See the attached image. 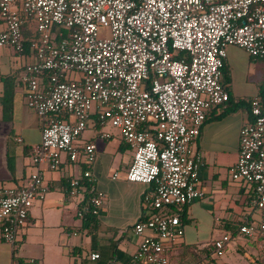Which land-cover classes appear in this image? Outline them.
I'll return each mask as SVG.
<instances>
[{
	"label": "built area",
	"instance_id": "1",
	"mask_svg": "<svg viewBox=\"0 0 264 264\" xmlns=\"http://www.w3.org/2000/svg\"><path fill=\"white\" fill-rule=\"evenodd\" d=\"M28 23L38 38L24 43ZM0 24V48L18 56L28 50L35 60L19 80L27 108L44 122L32 147L36 168L19 188L0 190L1 241L14 245L28 210L49 190L37 166L53 171L60 155L83 166L67 181V196L81 197L83 180L91 182L75 217L98 215L104 194L90 174L95 144L78 142L93 117L99 140L110 139L102 131L109 125L132 151L125 180L153 186L140 199L143 213L130 227L138 243L124 264H173L166 249L183 230L178 214L163 210L203 197L196 188L201 156L190 144L207 110L228 100L220 83L226 46L264 65V0H0ZM249 115L230 176L252 189L258 218L215 240L218 258L230 237L264 239V101H250Z\"/></svg>",
	"mask_w": 264,
	"mask_h": 264
},
{
	"label": "crops",
	"instance_id": "2",
	"mask_svg": "<svg viewBox=\"0 0 264 264\" xmlns=\"http://www.w3.org/2000/svg\"><path fill=\"white\" fill-rule=\"evenodd\" d=\"M34 61L28 50L18 56L9 47L0 48V190L19 188L36 168L31 161L32 147L40 141L44 122L27 108L26 89L19 80L25 68ZM263 73L261 60L248 57L236 46H226L221 75L225 82L220 83L228 93V100L207 110L199 133L190 144L191 150L201 156L196 188L203 197L166 211L178 214L183 230L182 237L166 249L173 264V260L178 264L194 262L192 252L187 249L190 245L210 246L213 253L211 239L217 237L216 231L223 236L227 231H236L243 223L256 222L258 218L249 204L252 189L242 181L232 180L230 168L237 158L239 129L251 120L249 102L254 99L264 101ZM45 81V78L39 79L40 88L44 87ZM91 120L94 121L93 117ZM120 150L125 152L128 149L121 144ZM97 157L95 144V160ZM129 164L127 162L126 169ZM37 168L49 190L44 200L33 203L27 212L26 223L17 234L24 239L17 257L24 261L23 264L25 261L28 264H71L72 249L79 252L82 244L81 239L71 240V229L81 226L73 211L77 210L83 194L81 191V197L71 198L67 196L66 188L67 181L78 177L83 166L81 163L71 164L60 155L55 170H49L45 163ZM90 174L94 188L102 192L104 198L101 214L97 217L96 234L89 241L87 251L84 254L80 251L79 255L88 259L90 253H97L98 264H124L134 253L138 239L118 236V231L123 227L130 229L140 218V210L143 213L140 199L151 187L127 182L115 173L106 175L101 181L96 180L91 170ZM107 230L115 231L112 241L102 234ZM262 240L253 241L257 244ZM202 259L205 263L212 260L211 257ZM13 263L11 247L0 239V264Z\"/></svg>",
	"mask_w": 264,
	"mask_h": 264
},
{
	"label": "rangeland",
	"instance_id": "3",
	"mask_svg": "<svg viewBox=\"0 0 264 264\" xmlns=\"http://www.w3.org/2000/svg\"><path fill=\"white\" fill-rule=\"evenodd\" d=\"M3 28V25L0 24V29ZM24 29L28 31L30 40H36L38 38L35 30L34 25L32 24H25L23 26ZM98 34L100 37L107 36L106 30L100 29L98 31ZM177 53H174L176 55ZM72 76L71 74H67V78ZM220 81L222 83L225 82V77L221 76ZM102 131L107 132L111 138L107 141H101L97 138V128L94 125V122L90 119L86 123V129L82 133L81 137L79 138V143L85 142V141H92L96 144V150L98 153L97 160H95L91 166L90 170L92 171V175L96 178V180L99 178L100 181L103 177H106V175L110 176L111 174L115 173L119 177L125 178L126 173V165L127 162H131L132 158V151L126 150L125 152H121L120 145H121V139L116 132V129L110 127L109 125H106ZM74 209V207H73ZM167 209H164L163 212H166ZM74 214L76 212V209H74ZM159 213V212H158ZM142 215L140 210V216ZM79 220V218H76ZM77 223V220H76ZM71 232L76 233L77 238H72L73 242L76 241V239H81V254H84L89 246V241L92 240V237H90V233H88L87 229L81 228V226L77 225L74 226L71 229ZM115 231H109L107 232L102 231V234L106 236V239H109V241H112V236L114 235ZM218 233L217 237H213V241H215V238L220 239L222 234L219 233V231H216ZM232 231H227V235H232ZM96 234V233H95ZM94 234V235H95ZM133 240V236L130 233V229L127 227H123L118 231V236H122ZM99 237L97 238V240ZM115 240V238L113 239ZM24 245V239L23 236L16 237L14 245L11 247L12 254H13V264H16L15 261H19L20 257H17V253L23 248ZM187 249L192 252L191 260L184 264H264V240L259 243H255L253 240H248L242 236H236V237H230V241L224 245L223 248V256L218 258L214 256L213 253H211L212 248L210 246L208 247H199L197 245H190L187 246ZM79 251V252H80ZM248 256V258H247ZM203 257H211L212 260H207V263L204 262ZM200 259V260H199ZM250 260L252 262H250ZM76 261H79V258H76ZM23 260L19 264H23ZM174 264H178L176 261H174ZM172 263V261H171ZM24 264H28L27 261H25ZM183 264V263H182Z\"/></svg>",
	"mask_w": 264,
	"mask_h": 264
},
{
	"label": "trees",
	"instance_id": "4",
	"mask_svg": "<svg viewBox=\"0 0 264 264\" xmlns=\"http://www.w3.org/2000/svg\"><path fill=\"white\" fill-rule=\"evenodd\" d=\"M21 34H22L23 42L27 43V41L30 40V39H28V37H29L28 31L22 27L21 28ZM179 55H180V53L177 54V56H179ZM121 144L124 145L125 148H127L124 143L121 142ZM81 186H83V190H82L83 197H82L81 202H85L88 199V196L90 194L89 188L91 186V182H89L88 180H83ZM148 186H150L151 189L153 187L151 184ZM100 214H101V211L98 212V215H92L90 212H86L82 217L79 218V220L81 221V228L85 229L89 226L92 229V230L91 229L88 230V233H90V237H92L95 234V230H96V226H97V217ZM70 257L73 258L71 264H98L97 260L99 259V255H98V259L95 261H90L89 259H82L79 255V252L76 251L75 249H72ZM76 258H79L78 262L76 261ZM130 260H131V257L126 262H129ZM17 262H19V261H17ZM17 262L15 261V263H17Z\"/></svg>",
	"mask_w": 264,
	"mask_h": 264
}]
</instances>
